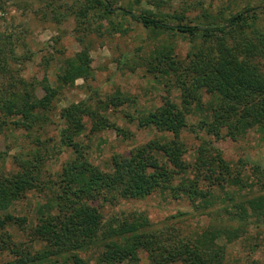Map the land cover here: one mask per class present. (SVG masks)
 Returning <instances> with one entry per match:
<instances>
[{
    "label": "rangeland",
    "instance_id": "obj_1",
    "mask_svg": "<svg viewBox=\"0 0 264 264\" xmlns=\"http://www.w3.org/2000/svg\"><path fill=\"white\" fill-rule=\"evenodd\" d=\"M108 1L115 9L112 15L106 16L101 9H95L82 18L77 11L85 0H0V48L5 52L0 54V67L4 68H0V179L15 176L22 171L25 162L35 161L42 155L43 180L50 184L58 180L63 166L73 156L72 149L61 146L59 141V132L65 127L60 113L70 105L85 104L91 110L92 114L83 116V130L76 140L87 160L104 171H111L115 154L127 156L150 141L173 139L171 133L138 124L139 119L154 112L166 96L181 106L186 96L185 87L191 86V81L187 80V85L181 88V80L188 77L184 72L166 74L152 69V59L161 50L171 51L172 57L181 62L179 69L189 65L190 54L200 52L215 59L227 51L240 60H247L264 77V51L260 43L264 31V0ZM121 9L130 10L134 15L151 13L172 24L199 28L225 26L226 29L224 33L215 32L210 36L153 29L123 15ZM238 14H243L245 24L228 26L229 19ZM9 48L14 49L12 55ZM247 49H250L248 54ZM82 51L90 57L89 78L76 79L72 85L61 87L47 110L34 109L43 116L31 128H15L11 122L19 116L6 115L4 104L15 96L20 100L26 91L33 102L42 98L44 79L45 83L57 87L65 63ZM196 95L201 106L192 104V112L186 115V127L178 136L185 149L182 158L190 167L174 179L172 187L183 179L192 180L191 166L197 159L198 149L207 147L212 155L219 153L233 171L255 182L252 192L248 189L238 192L231 187L226 190L235 191L236 197L264 195L262 129L256 125L246 128L235 139L226 128L220 130L219 136L208 133L201 120L209 119L208 107L214 98L204 89L196 91ZM238 107V111L242 109ZM256 171L263 176L261 184L254 178ZM210 181H199V187L213 191L216 202L212 207L204 208L198 200L193 201L184 194L174 196L168 186L143 199H118L111 205L104 204L100 211L105 220L140 213L146 217L148 229L160 244L200 239L207 234L206 242L222 251V264L252 261L264 264L263 218L249 214L245 222L228 219L223 214L228 206L224 193L216 186L209 187ZM44 202V194L32 189L13 203L11 212L26 217L31 224L36 210ZM7 229L13 242L26 250L42 247L41 243L31 241L27 231L18 225H9ZM225 229L239 230L240 236L227 240L222 234L216 240H209L213 230ZM96 254L90 250L83 256L89 264H96ZM138 255L140 264H148L144 252ZM15 258L9 250L0 252V264H11Z\"/></svg>",
    "mask_w": 264,
    "mask_h": 264
},
{
    "label": "trees",
    "instance_id": "obj_2",
    "mask_svg": "<svg viewBox=\"0 0 264 264\" xmlns=\"http://www.w3.org/2000/svg\"><path fill=\"white\" fill-rule=\"evenodd\" d=\"M95 9H101L106 16L115 11L108 0H85L84 6H79L77 13L84 18L88 11ZM121 11L144 27L190 36L198 33L210 36L215 32L224 33L226 29L225 26L199 28L172 24L151 13L134 15L130 10ZM245 22L243 14H238L229 19L227 24L237 26ZM261 34L263 52L264 31ZM8 50L12 55L14 49ZM249 52L250 49H247V54ZM1 53H5L2 48ZM189 57V65L179 69L181 62L172 57L171 51L156 52L152 59L154 71L160 69L166 74L184 72L188 77L184 76L185 80H181V88L187 80L191 81V86L185 87L186 96L181 106L166 96L154 112L141 117L138 123L140 127L154 126L171 133L173 139L150 141L147 145L133 149L127 156L115 154L111 159V171H104L87 160L83 148L76 140L83 130L82 118L92 114L91 110L85 104L70 105L60 113L65 127L59 132V141L61 146L72 149L73 156L63 166L58 180L51 184L43 180L42 155H38L35 161L25 162L22 167L24 170L15 176L0 179V252L9 250L14 253L16 258L11 264H89L83 254L90 250L97 252L96 264H140L139 252L146 254L148 264H222V251L220 253L214 244L212 246L206 242L207 234L200 239H186L164 245L148 229V221L140 213L117 215L105 220L100 211L104 204L111 205L118 199H143L168 186L174 196L184 194L193 201L198 200L204 208L212 207L216 202L213 191L199 187V181L206 179H211L209 187L216 186L223 191L224 200L228 202L223 214L228 219L245 222L249 214H253L264 220V195L235 196V191L248 189L252 192L254 180L250 181L233 171L219 153L212 155L207 147L198 149L197 159L191 166L194 172L192 180L183 179L179 184L171 185L177 176L186 173L190 167L182 158L185 149L178 136L186 127V115L192 112V104L195 102L198 108L201 106L196 91L204 89L214 98L208 107L209 119L201 120L208 133L219 136L220 130L226 128L229 136L235 139L240 132L256 125L262 129L264 137L263 75L247 60H240L237 55L227 51L215 59L200 52L190 54ZM90 62L86 51L68 60L63 74L58 77L57 87L45 83L44 79V95L35 102L30 99L27 91L20 100L16 96L12 97L4 104L6 115L19 116L11 124L15 128L29 129L35 121H40L43 116L40 111L49 108L61 87L72 85L76 79L89 78ZM177 82L179 84L180 81ZM238 106L242 108L239 111ZM34 109L40 111L34 112ZM158 155L164 160L161 161ZM254 176L259 180L257 183L261 184L262 174L257 175L256 171ZM226 187L236 189L230 192ZM32 189L44 194L45 202L36 210L33 223L28 224L26 217L15 216L11 208L16 200ZM9 225H18L27 231L31 241L42 244L40 250H26L13 242L7 229ZM238 231L213 230L208 238L216 240L224 234L227 240H231L240 236Z\"/></svg>",
    "mask_w": 264,
    "mask_h": 264
}]
</instances>
